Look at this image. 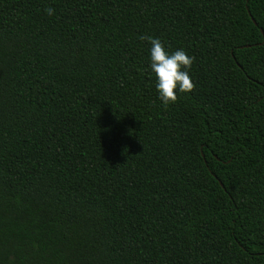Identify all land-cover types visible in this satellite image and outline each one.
I'll use <instances>...</instances> for the list:
<instances>
[{
    "label": "trees",
    "instance_id": "obj_1",
    "mask_svg": "<svg viewBox=\"0 0 264 264\" xmlns=\"http://www.w3.org/2000/svg\"><path fill=\"white\" fill-rule=\"evenodd\" d=\"M0 264H264V0H0Z\"/></svg>",
    "mask_w": 264,
    "mask_h": 264
},
{
    "label": "clouds",
    "instance_id": "obj_2",
    "mask_svg": "<svg viewBox=\"0 0 264 264\" xmlns=\"http://www.w3.org/2000/svg\"><path fill=\"white\" fill-rule=\"evenodd\" d=\"M44 12L48 16H52L55 10L52 7H45ZM139 38L147 40L150 44L149 68L155 74L158 98L165 106L175 103L178 93H186L193 88L189 70L194 57L190 56L183 48L170 51L157 37L140 36Z\"/></svg>",
    "mask_w": 264,
    "mask_h": 264
},
{
    "label": "water",
    "instance_id": "obj_3",
    "mask_svg": "<svg viewBox=\"0 0 264 264\" xmlns=\"http://www.w3.org/2000/svg\"><path fill=\"white\" fill-rule=\"evenodd\" d=\"M252 20L254 21L255 24H257L256 20L252 17ZM261 31L263 32V30L261 29Z\"/></svg>",
    "mask_w": 264,
    "mask_h": 264
}]
</instances>
